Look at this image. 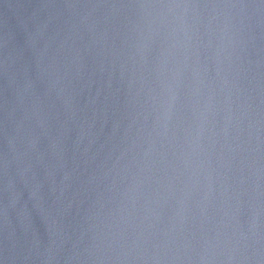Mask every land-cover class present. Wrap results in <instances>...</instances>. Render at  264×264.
Segmentation results:
<instances>
[{"label": "water", "instance_id": "obj_1", "mask_svg": "<svg viewBox=\"0 0 264 264\" xmlns=\"http://www.w3.org/2000/svg\"><path fill=\"white\" fill-rule=\"evenodd\" d=\"M0 264H264V0H0Z\"/></svg>", "mask_w": 264, "mask_h": 264}]
</instances>
